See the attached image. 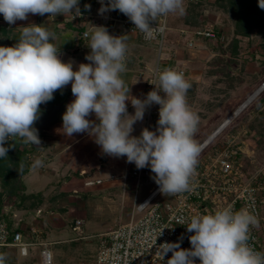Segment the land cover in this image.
Masks as SVG:
<instances>
[{
	"label": "clouds",
	"instance_id": "obj_1",
	"mask_svg": "<svg viewBox=\"0 0 264 264\" xmlns=\"http://www.w3.org/2000/svg\"><path fill=\"white\" fill-rule=\"evenodd\" d=\"M100 14L119 10L144 33L154 38L159 17L185 13L183 0H99ZM264 9V0H258ZM90 9V5H85ZM80 16L79 0H0V14L9 24L27 20L29 14ZM13 46H0V158L13 148L14 138L25 145L42 147L35 127L41 105L54 99V93L71 84L74 97L62 114V131L67 137L87 133L101 152L109 157H126L136 168H150L151 177L162 194L187 191L195 172L201 148L194 139L199 116L187 103L191 84L184 74L165 68L150 82L155 87L143 99L130 95L122 74L127 71V35L109 33L105 26H94L86 45L88 63L64 62L60 48L52 43L53 32L40 24L30 23ZM87 35V34H86ZM162 94V95H161ZM131 96V99H129ZM130 102L135 109L127 111ZM153 104L159 105L155 130L143 128L133 136L134 124L142 121ZM95 115V120L89 119ZM7 145V146H6ZM35 159L32 170L43 167ZM23 164L20 171H23ZM186 227L191 247L180 243L160 245L159 254L171 257L166 264H264V253L250 244V228L258 223L247 210L234 211L232 206L214 213L197 214L178 222ZM3 264V257H0Z\"/></svg>",
	"mask_w": 264,
	"mask_h": 264
},
{
	"label": "rangeland",
	"instance_id": "obj_2",
	"mask_svg": "<svg viewBox=\"0 0 264 264\" xmlns=\"http://www.w3.org/2000/svg\"><path fill=\"white\" fill-rule=\"evenodd\" d=\"M98 1L86 0L85 4H82L79 0L81 17H74L71 13L63 16L45 14L38 17L37 15L35 24L49 27L53 25V22L60 21L56 20L60 16L65 20L62 21L66 25L76 23L72 25L75 37L82 40L80 41L82 44H86L89 38L84 37V29L90 27L82 25L81 21L105 24L103 20L90 16L95 12ZM215 1L203 0L201 5H195L189 0H183L185 13L183 15L169 14V29L166 32L162 54L163 59H170L173 65L186 71L185 78L191 84L187 92V103L199 116L194 137L199 145L209 138L218 126L232 119L237 109L264 82V22L254 25L248 36L238 35L230 0H223L220 3ZM85 5H90V9H85ZM82 13H87L89 16ZM113 14L119 18H127L119 10H114ZM29 21L17 20L15 24L9 25L0 14V40H5L4 36H6L11 45H14L21 36L22 27L30 24L24 23ZM120 24L119 22L107 23L115 29L114 35L126 34L128 38L132 37L131 40L125 41L126 61L131 59L127 66L137 70L136 75L140 77L137 79H143L142 83L145 87L143 92L147 94L150 91L148 81L153 76L157 65L159 54L157 45L153 41H144L138 33L124 29L120 27ZM207 27L215 29L218 40L192 39L191 34L194 29ZM182 29H186L191 34L181 36ZM193 40L195 44L189 45V42L192 43ZM234 40H238L237 54L233 53ZM138 53L142 56V60H138L140 59V56H137ZM132 59L135 60L132 62ZM62 95L57 91L52 100L59 101L63 98L60 101L62 102L68 99L71 88L65 87ZM153 111L150 114L148 108L143 120L134 124L133 128L138 136L143 128L155 130L159 118V105L154 104ZM59 123V121L53 123L46 130L52 133L51 129ZM44 132L39 133L42 147L37 148L31 145L22 147L25 149V161L30 171L22 175L16 183L11 181L13 185L11 187L19 190L17 195L10 196L0 183V205L3 213L13 217L15 222L20 221L24 224L27 232L39 242L49 243L48 247L53 254L52 264H95L99 236L129 221L133 212L135 219L141 215L136 212L133 203L136 189L132 182L127 183L126 202L123 204L121 195L113 196V200L106 199L105 194L109 196L107 193L112 189L111 187H114L109 183L86 187L84 185L86 175L93 179H106L111 175L112 170L105 167L103 160L105 156L109 160L111 158L113 160V157L103 155L99 146H96L86 151L89 160L84 161L78 156L77 149L68 154V151L65 152L67 150L65 144L60 146V150L54 148L53 141L51 138L47 139V133ZM228 145L246 149L242 155L246 163V171L254 174L262 173L260 170L264 167V89L211 140L198 156V160L214 155ZM55 149L59 152L65 150L63 151L65 153L57 156ZM8 156L7 154L1 159L9 163V170L14 174L17 171V163L8 160ZM37 158L43 161L44 166L32 170L30 165ZM66 160L67 163L63 166ZM72 160L75 163L66 167ZM122 160L124 163L126 157ZM115 187H117L115 188L117 193L124 192L123 183ZM147 190L146 186L139 187L136 204L147 194ZM23 195L25 199L21 198ZM77 218L85 222L82 234L84 238L72 229ZM42 248L41 245L30 248L28 256H22L20 248H3L4 251L0 253V257H3V264H42Z\"/></svg>",
	"mask_w": 264,
	"mask_h": 264
},
{
	"label": "built area",
	"instance_id": "obj_3",
	"mask_svg": "<svg viewBox=\"0 0 264 264\" xmlns=\"http://www.w3.org/2000/svg\"><path fill=\"white\" fill-rule=\"evenodd\" d=\"M189 1L197 3L202 0ZM100 7L98 1L95 12L90 16L103 20L105 24L119 22L120 27L138 33L144 41H153L157 45L159 51L157 65L148 81L150 91L155 87L150 82L155 81L157 74L165 68L175 69L186 76L184 69L173 65L170 59L166 60L162 57L164 40L169 29V15L159 17L154 25L157 29L154 38L145 39L144 33L134 28L135 25L128 18L115 16L114 11L100 14L98 11ZM82 15L89 16L87 13ZM180 32L181 36L191 34L186 29ZM191 35L194 40L219 38L215 29L210 27L194 29ZM88 36L89 33L84 32V37ZM194 40L192 43L189 42V45L193 46ZM258 89L263 91L264 82ZM149 109L150 114L153 113L154 104ZM245 150L228 145L220 152L198 160L190 179L189 189L177 194H162L151 178L154 174L151 173L150 168L138 170L134 163L126 162L123 173H113L110 178L120 179L124 184V190L128 182L133 183L136 189L133 203L136 212L141 215L135 219L133 212L129 221L99 236L95 264H166L172 253L169 252L163 260L158 251L160 245L179 242L181 248L191 247L188 237L194 233H188L186 227L178 223L182 218L190 219L193 215L214 213L229 205L234 211L243 209L256 216L258 223L250 228L249 244L256 251L264 253V167L260 170L262 173L254 174L246 171V163L242 159ZM104 181L103 178L93 179L91 176H86L84 185L92 187L101 185ZM140 186H146L148 190L142 200L136 204L137 190ZM84 225L85 222L81 218L75 219L72 225L73 231L81 238H84L82 235ZM33 238L20 221L15 222L13 217L6 213L0 214V250L9 247L20 248L21 255L28 256L30 248L41 245L43 246L42 264H52L53 254L48 247L49 243L39 242ZM196 264H199L198 259Z\"/></svg>",
	"mask_w": 264,
	"mask_h": 264
},
{
	"label": "crops",
	"instance_id": "obj_4",
	"mask_svg": "<svg viewBox=\"0 0 264 264\" xmlns=\"http://www.w3.org/2000/svg\"><path fill=\"white\" fill-rule=\"evenodd\" d=\"M82 12V11H81ZM36 16L37 15H32V14H29V17L27 20H30L29 22H25L24 24H27V23H31V22H34L36 23L37 19H36ZM39 17V15H38ZM37 17V18H38ZM60 20V21H56V22H53V25L51 26H47L46 28L53 32L54 35H55V39L52 41V43H54L58 49L60 48V58L62 61L64 62H68L69 60H72L74 61V70L75 68L80 64V63H88L87 60H85V56L86 54H88L90 52V49L86 46L89 42V40L87 41L86 44H82L80 41L82 40H79L77 37H75V34H74V26L72 27V25H75L76 23H72V24H68L66 25L64 23V19H62L60 16L58 18H56V20ZM64 20V21H62ZM18 21H21L22 20H18ZM24 21V20H23ZM82 25H85L87 27V25L90 27V28H85L84 29V32H88L89 33V36L86 37V38H90V35L91 33L94 31V26H105L109 33L114 35V32H115V29L110 27V25H107V24H98V23H92L88 20H84V21H81ZM71 26V27H70ZM136 38V37H134ZM128 40H131V38H128ZM140 56V54L138 53L137 56ZM135 59H132V62L134 61ZM138 60H142V56H140V59ZM131 61V59H128V62L129 63ZM128 65V64H127ZM127 68V71L122 74V78L124 79L125 83H126V86L130 88V95L133 96V97H137V98H140V99H143L145 96H146V93L145 91L143 92V90L145 89L144 85H143V79H137V78H140L136 75V72L137 70H134L133 67L131 68H128V66L126 67ZM141 72V70H140ZM66 88H71V84H69L68 86H66ZM131 96H129V99H131ZM72 100H74V97L71 93V95L69 96V98L67 99V104L70 103ZM127 103V111L129 114H133V110L134 108L132 107L131 103L130 102H126ZM66 104V105H67ZM66 110V109H65ZM64 113V112H63ZM61 113V120L59 121L60 123L56 125V127H53L51 130H52V133L50 130H45L44 133H47V139L51 138V141L55 147L54 148H61L60 146L64 145L66 146V151L65 150H62L61 152L57 151L58 149H55V152L57 154V156L61 153H63V151L67 152L68 151V154H71V152L74 150V149H77V154L78 156L83 159L84 161H88L89 160V156L88 154L86 153V151H89L91 149H93L94 147L98 146L97 144H95L93 142V139L87 134V133H83V134H74L72 137H67L63 134V131H62V114ZM89 119L91 120H95V115H91L89 117ZM48 133H51V134H48ZM132 135L133 136H138V133H135V131L132 132ZM49 142V141H47ZM71 148V149H70ZM60 150V149H59ZM64 152V153H65ZM63 153V154H64ZM104 155V154H103ZM70 157V156H69ZM68 157V158H69ZM122 158H111V160H109V158H104V165L105 167H108L110 168L112 171H111V175L113 173H123V171L125 170V164H126V161L123 163L122 161ZM106 160V161H105ZM122 162V164H121ZM67 163V160L63 163V166L64 164ZM75 162L72 160L71 162H68L67 166L66 167H69L71 165H73ZM59 166H61L60 164H58ZM110 175V176H111ZM85 176V175H84ZM87 176V175H86ZM107 177L106 179H104V184L106 183H109L110 186H114V187H111L112 189L109 191V193H107L109 196H106L105 194V197L106 199H111L113 200V196L115 195H121L122 196V200H123V204L126 202V196H127V193L125 192H120L121 194L117 193V191L115 190V186H120L122 185V181L120 179H117V180H112L111 178ZM130 183V182H129ZM116 184V185H114ZM102 185V184H101ZM119 189V188H118ZM116 191V192H115ZM132 196V194L130 195Z\"/></svg>",
	"mask_w": 264,
	"mask_h": 264
},
{
	"label": "trees",
	"instance_id": "obj_5",
	"mask_svg": "<svg viewBox=\"0 0 264 264\" xmlns=\"http://www.w3.org/2000/svg\"><path fill=\"white\" fill-rule=\"evenodd\" d=\"M82 4H85L86 0H80ZM215 2H223V0H216ZM195 5H201L203 3L202 1H199L197 3L192 2ZM230 4L232 5V14L235 17L236 24V32L238 35H246L248 36L250 34L251 29L254 27V25L259 24L260 22H264V9H261L258 6V0H230ZM5 40L10 43L9 40H7L6 36H4ZM11 44V43H10ZM5 46L0 42V46ZM13 46V45H12ZM233 53L237 54L238 50V40H234L233 42ZM64 89L62 92L58 91V94H63ZM67 95V94H66ZM64 96V95H62ZM63 99V98H62ZM61 99V100H62ZM51 100L47 102L46 104H42L41 108L44 109H51L58 105L60 101ZM66 105V104H65ZM9 143H13V148H10L8 151V160H12L13 162L17 163V171L12 174L9 170V163H5V160L0 158V183L3 186V188L8 191V194L10 196L17 195L16 187H11L12 182H15L21 178L22 175L27 174L30 170L29 167H27V163L25 161V149H22V147L25 145L23 144L21 139L14 138ZM7 146V145H6ZM21 147V148H20ZM23 164V171H20V166ZM5 178V179H4ZM27 196V195H26ZM33 196V195H32ZM22 199H25V195L21 196ZM0 214L3 213L2 206L0 205ZM4 249L0 250V253L3 252Z\"/></svg>",
	"mask_w": 264,
	"mask_h": 264
},
{
	"label": "water",
	"instance_id": "obj_6",
	"mask_svg": "<svg viewBox=\"0 0 264 264\" xmlns=\"http://www.w3.org/2000/svg\"><path fill=\"white\" fill-rule=\"evenodd\" d=\"M0 42L3 43L6 47L12 46L6 40H0ZM257 91H259V89H257L255 92H257ZM248 100H249V98L246 101H248ZM66 101H67V99H64L62 102H60L54 108L49 109V110L41 108L42 115L40 116V119L35 124V127L38 129L39 133H43L53 123L61 120V113L64 112L66 109V106H65ZM246 101H245V103H246ZM236 112H235V114H236Z\"/></svg>",
	"mask_w": 264,
	"mask_h": 264
},
{
	"label": "bare ground",
	"instance_id": "obj_7",
	"mask_svg": "<svg viewBox=\"0 0 264 264\" xmlns=\"http://www.w3.org/2000/svg\"><path fill=\"white\" fill-rule=\"evenodd\" d=\"M260 92H262V90L254 92L249 97V100L246 101V103H244L239 109H237V112L233 118H235L250 102H252ZM232 119H230L228 122L225 121L221 126H218L214 133L200 145L201 150L204 149L211 142V140L216 137L223 129H225V127L231 122Z\"/></svg>",
	"mask_w": 264,
	"mask_h": 264
}]
</instances>
